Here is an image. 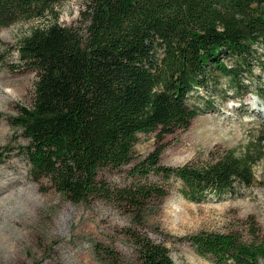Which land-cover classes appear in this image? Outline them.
<instances>
[{"label": "trees", "instance_id": "16d2710c", "mask_svg": "<svg viewBox=\"0 0 264 264\" xmlns=\"http://www.w3.org/2000/svg\"><path fill=\"white\" fill-rule=\"evenodd\" d=\"M65 1L0 0V29L52 19L15 48L20 64L37 75L32 108L20 107L11 121L28 141L23 154L35 180L49 179L72 203L116 204L137 213L139 224L148 201L168 194L143 182L151 174L179 180L194 201L253 187L264 127L239 155L212 153L205 163L175 168L161 164L160 145L131 169L137 183L113 186L99 174L131 165L140 134L161 142L188 130L202 112L192 101L215 76L242 89V72L264 44V0H83L79 30L59 23L56 7ZM245 224L250 241L237 232L206 231L187 240L215 264H264V237L254 218ZM124 233L138 264H175L169 249L142 229ZM99 250L110 264H124L115 249Z\"/></svg>", "mask_w": 264, "mask_h": 264}, {"label": "rangeland", "instance_id": "374dc122", "mask_svg": "<svg viewBox=\"0 0 264 264\" xmlns=\"http://www.w3.org/2000/svg\"><path fill=\"white\" fill-rule=\"evenodd\" d=\"M84 8L83 0H66L56 7L59 23L82 29ZM51 20L18 21L0 29V264H110L99 245L115 249L124 264H138L135 247L124 233L137 227L164 244L175 264H215L198 256L187 240L202 231L237 232L250 241L245 222L254 218L264 237V159L254 167L253 187L237 185L232 192L201 201L183 195L179 180L151 174L143 182L166 188L168 194L148 201L141 224L137 213L116 204L72 203L49 179L35 180L23 154L28 141L11 121L20 107L32 108L37 75L20 64L15 48ZM255 48L249 72L241 75L242 89L215 76L192 101L202 112L188 130L166 135L161 142L156 134H140L132 164L104 169L99 177L119 187L137 183L131 169L160 145L165 146L161 164L175 168L205 163L212 153L233 149L241 154L264 127V44ZM225 62L234 64L231 58Z\"/></svg>", "mask_w": 264, "mask_h": 264}]
</instances>
